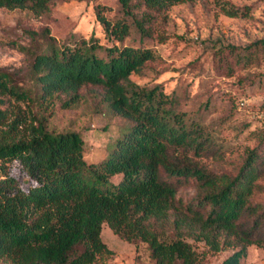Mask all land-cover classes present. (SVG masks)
<instances>
[{
  "label": "trees",
  "instance_id": "trees-1",
  "mask_svg": "<svg viewBox=\"0 0 264 264\" xmlns=\"http://www.w3.org/2000/svg\"><path fill=\"white\" fill-rule=\"evenodd\" d=\"M54 1L0 0V7L40 14ZM184 1L192 0H116V17L94 4L105 44L76 33L59 40L45 29V45L32 54V87L15 85L0 70L2 105L7 98H57L69 108L90 84L127 122L105 158L89 162L79 132L50 131L31 111L0 106V264H97L112 253L101 238L103 223L126 242L146 243L153 264H198L193 242L213 252L231 249L220 264H241L251 244L264 249V152L249 149L232 174L207 169L196 160L213 142L204 123L180 108L176 93L130 78L156 58L143 43L167 39L158 24ZM217 4L238 15L237 7ZM132 33L140 44L124 42ZM227 49L242 66L264 62V36ZM170 147L191 151V158L172 160ZM12 166L32 181L26 189L10 174ZM182 180L195 184L190 201L176 196Z\"/></svg>",
  "mask_w": 264,
  "mask_h": 264
},
{
  "label": "rangeland",
  "instance_id": "rangeland-1",
  "mask_svg": "<svg viewBox=\"0 0 264 264\" xmlns=\"http://www.w3.org/2000/svg\"><path fill=\"white\" fill-rule=\"evenodd\" d=\"M218 1L237 7L238 15L224 14ZM97 3L108 8L109 17L119 14L116 0H55L49 12L40 14L27 8L0 7V70L9 73L15 85L32 87V54L45 45V29L59 40L76 33L85 38L94 35L105 44L103 29L95 17ZM158 30L167 39L144 41L156 58L140 73H132L131 80L148 87L160 85L165 93H176L180 108L204 123L213 139L204 156L196 160L213 172L234 173L249 149L264 152V62L242 66L227 46L242 47L264 36V0L177 2L166 11ZM124 42L140 44L135 33ZM101 92L99 86L86 85L79 91V100L69 108L62 107L57 98L33 103L7 98L0 106L31 111L45 121L50 131L79 132L84 158L98 162L127 125L124 118L107 109ZM168 152L172 160L191 158V151L182 147H170ZM9 172L22 188L32 184L18 168L9 167ZM194 185L191 180L177 182V198L190 201L195 196ZM101 238L112 253L99 257L97 264H153L146 243L126 242L105 223ZM193 246L198 264H220L232 252H213L202 242H193ZM241 264H264V249L249 245Z\"/></svg>",
  "mask_w": 264,
  "mask_h": 264
}]
</instances>
